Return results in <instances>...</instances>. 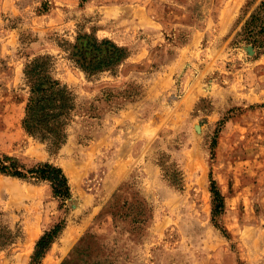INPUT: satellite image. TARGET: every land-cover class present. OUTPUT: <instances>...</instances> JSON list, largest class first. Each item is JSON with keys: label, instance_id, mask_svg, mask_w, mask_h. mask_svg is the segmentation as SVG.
<instances>
[{"label": "rangeland", "instance_id": "rangeland-1", "mask_svg": "<svg viewBox=\"0 0 264 264\" xmlns=\"http://www.w3.org/2000/svg\"><path fill=\"white\" fill-rule=\"evenodd\" d=\"M263 1L0 0V158L53 163L72 189L62 208L48 182L0 173V228L20 234L0 264H30L62 222L41 264H264V54L242 34ZM80 34L129 56L89 79L60 46ZM40 55L78 101L55 155L23 125ZM117 156L129 175L115 185Z\"/></svg>", "mask_w": 264, "mask_h": 264}, {"label": "trees", "instance_id": "trees-1", "mask_svg": "<svg viewBox=\"0 0 264 264\" xmlns=\"http://www.w3.org/2000/svg\"><path fill=\"white\" fill-rule=\"evenodd\" d=\"M242 34L244 41L257 50V56L264 54V42L260 35L264 34V1L252 15ZM70 56V60L91 79L105 71L117 72L121 63L129 56L127 49L115 42L99 40L93 34H80L75 44L60 45ZM55 59L51 55H40L28 62L25 67V81L30 88L24 129L29 136L45 143L51 155L57 154L68 141V127L78 109L77 95L74 90L54 76ZM0 173L6 176L34 182H48L53 195L61 202L62 208L72 198V189L68 176L62 167L53 163H39L28 167L17 157L4 155L0 158ZM214 194L213 216L225 213V198L217 182H212ZM65 229V223H59L46 231L39 239L30 264H41L51 246ZM19 232L8 228H0V249L14 244Z\"/></svg>", "mask_w": 264, "mask_h": 264}, {"label": "crops", "instance_id": "crops-1", "mask_svg": "<svg viewBox=\"0 0 264 264\" xmlns=\"http://www.w3.org/2000/svg\"><path fill=\"white\" fill-rule=\"evenodd\" d=\"M169 70H166L165 72V79H166V83L170 82V74H169ZM120 119L121 121H125L126 119H134L136 117V107L134 106H130L128 109L124 110L121 114H120ZM117 158L120 159L119 161V166H120V170L118 172H115L113 179H114V183L115 185L120 184L124 178L126 176H128V165H129V157H125V156H117ZM47 256V255H46ZM47 257H45L43 260H45Z\"/></svg>", "mask_w": 264, "mask_h": 264}, {"label": "water", "instance_id": "water-1", "mask_svg": "<svg viewBox=\"0 0 264 264\" xmlns=\"http://www.w3.org/2000/svg\"><path fill=\"white\" fill-rule=\"evenodd\" d=\"M248 50H249V52L251 54H254L255 53V50H254L253 46L249 47Z\"/></svg>", "mask_w": 264, "mask_h": 264}]
</instances>
